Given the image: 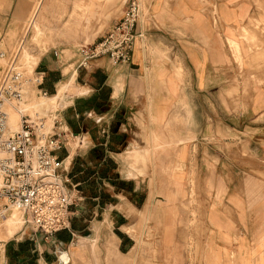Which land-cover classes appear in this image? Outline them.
I'll use <instances>...</instances> for the list:
<instances>
[{
  "label": "crops",
  "instance_id": "0c3cea01",
  "mask_svg": "<svg viewBox=\"0 0 264 264\" xmlns=\"http://www.w3.org/2000/svg\"><path fill=\"white\" fill-rule=\"evenodd\" d=\"M53 1H37L23 37L44 26ZM27 2L0 0V51H11L5 35ZM146 9L127 63L101 56L80 70L78 47L37 57L44 87L73 112L64 138L72 132L89 151L104 149L96 178L108 159L113 167L103 204L99 188L84 195L81 170L72 174L71 228L28 238L35 264H143L145 245L156 248L149 259L157 264H264V0H148ZM149 116L151 176L140 161L118 157L148 148ZM86 120L95 131L80 126ZM188 210L202 213L198 233L186 229ZM188 243L200 246L199 260Z\"/></svg>",
  "mask_w": 264,
  "mask_h": 264
},
{
  "label": "built area",
  "instance_id": "2783aa9c",
  "mask_svg": "<svg viewBox=\"0 0 264 264\" xmlns=\"http://www.w3.org/2000/svg\"><path fill=\"white\" fill-rule=\"evenodd\" d=\"M144 10L141 0H125L120 16L102 36L78 48L77 68L87 69L91 60L101 56H107L113 63L129 62L139 35L136 25L146 15ZM22 47L23 41L8 64L0 67V217L17 210L35 234L47 239L58 231L70 230L72 207L77 200L76 194L67 188L69 183L72 186L69 166L64 165L65 157L58 155L65 146V133L39 132L41 119H33L23 109L18 129L9 128L8 108H19L25 101L26 83L34 85L41 95H48L43 87V72L33 70L28 76L19 70L17 57ZM11 53L0 51V59Z\"/></svg>",
  "mask_w": 264,
  "mask_h": 264
},
{
  "label": "rangeland",
  "instance_id": "374dc122",
  "mask_svg": "<svg viewBox=\"0 0 264 264\" xmlns=\"http://www.w3.org/2000/svg\"><path fill=\"white\" fill-rule=\"evenodd\" d=\"M26 1H28L27 2L28 5H26L25 7L23 18L19 21L17 26H15V29L10 30L5 35L6 38H8V43L11 48V51L9 53L11 52L12 53L8 57L0 59V67H4L6 64H8L10 58H12L14 52L16 51V48L23 41L24 46L22 53L20 50V53L17 57V65L19 70L25 71V73H27L28 76L32 75L37 57L41 56L42 53H44L46 50L49 51L50 49L58 48V47L79 48L81 45L91 43L95 37L105 32L112 25V23L116 19H118L125 2V0H103L101 2V5H99V3L95 4L93 1L90 2L89 0H55L53 1V3L51 2V6L46 12L44 26H40L36 32H34V30L31 28L28 31L26 37H23L24 36L23 32L27 31L30 22L33 19L32 17L37 12V10L33 12V9L38 0H26ZM141 1L143 2L144 5L147 6L148 0H141ZM74 3L81 4V8L79 9V11H76L74 9V5H75ZM146 6L144 10L145 13L147 10ZM108 7L109 9H107ZM36 9H38V5ZM30 16H31L30 18L31 20L26 23V21L29 19ZM250 35L251 34L249 33L243 36L248 41L252 39ZM1 52H6L4 47H2ZM81 69L83 68H80V70ZM68 94L69 93H66V95ZM42 96L43 95L39 93L38 89L34 85L30 83H26V94L24 101V105L26 109H28L30 103L34 102L38 98L41 99ZM47 96H51V94L48 93ZM47 96H43V97H47ZM60 97L56 99L54 107L49 109L47 112H38L35 114V111H33V114H35L33 115L32 111L28 109L29 111H27V113L31 115L33 119H39V118L41 119L43 125L40 129V132L45 130V127L48 125L47 122L49 118L52 123L49 127L47 126V130H45V134L60 132L61 131L60 129H62L64 126V121L66 120L72 121L74 119L73 112H71L69 108H64L67 101L64 102L58 101ZM18 119H19V114H18ZM146 122L147 124H149V126H146ZM150 124H151V116H149L147 121H145V125L142 126L143 132L145 134L143 140L145 142V145L147 144L148 146L149 161L154 159V153L157 150L156 144L153 143L152 141L153 133L152 131H150ZM80 126H83V129L89 128L90 131L96 130L95 124L91 122V120L84 121L83 125L80 124ZM148 129L149 131H147ZM74 136H78V135L69 132V136L66 137L65 140L63 141L65 146L58 151V155L61 157H64L65 155L70 156L69 159L64 161V165L67 166L69 160L72 159L71 160L72 162L69 165V170L71 172L73 171V163H75L74 164L75 169H79L82 171L81 174L78 173L76 177L78 176L82 177L83 175H87L88 177H90V181L95 180V183L89 186L81 181L82 183L81 185H83L84 187L83 190L84 193L87 194L91 189L99 188L100 191L102 192L106 188H109V181L104 179H98L96 178L97 176L94 174L96 170L95 162L98 161V159H101V157L104 154V151H101L100 149H94V151L95 150L96 151L90 153L89 148L85 146H81L82 143L79 142L82 139L80 138L82 136L80 135V137L73 138ZM125 150H123L122 151L123 153L118 157L127 156L128 159L131 160L130 163L132 164L130 165L134 166L133 160L135 159L136 156V154L134 153L135 152L134 148H132L131 150L129 149H125ZM109 165H111V163ZM151 166L152 164L151 165L148 164L146 166L147 171H145L146 169L145 167L144 169L145 172L143 171L144 175L151 176L150 173ZM103 167L104 164L100 165L98 169L100 170ZM157 172L158 171H156L155 174L160 177L167 175L166 169L160 170L158 173ZM59 173L64 174V171L60 170ZM72 182L73 180L71 179V183ZM67 188L70 191L73 190L70 183L67 184ZM78 196L79 194L75 195L77 201H78ZM190 203H193V201H191ZM9 212H7V214H9ZM86 213H88V211H86L85 214ZM201 214L202 213L200 211L198 212H195L194 210L187 211V221H186L187 230H189L190 227H193L198 233L199 231L198 225L200 224ZM22 221L23 222L21 226L18 228L17 232L14 235L8 238L0 237V264H10L11 261L8 257L9 250L16 251L20 243H23L25 240L35 235L31 226L28 225L26 222H24V217H22ZM146 234L148 236H151L153 234L151 233L150 228H147ZM191 247L194 248L193 255L195 256V260L196 261L199 260V256L201 252L200 246L197 243L195 245L192 243H188L187 244L188 251L191 249ZM144 252L147 253V256L149 257L152 255L154 256L156 254V248L153 246L151 247L145 245ZM149 257H147L148 259L145 260L143 264H151V262L157 264L155 260L152 261L151 259H149ZM19 261L20 262L18 263H22L24 261L28 262L30 260L26 257L25 253L23 252L19 256ZM33 264H35V262ZM134 264L136 263L134 262Z\"/></svg>",
  "mask_w": 264,
  "mask_h": 264
},
{
  "label": "bare ground",
  "instance_id": "6f19581e",
  "mask_svg": "<svg viewBox=\"0 0 264 264\" xmlns=\"http://www.w3.org/2000/svg\"><path fill=\"white\" fill-rule=\"evenodd\" d=\"M249 33L250 32L248 30L243 29V33H242L243 35H246ZM58 97H59L58 95H51V96H47V97L42 96L41 99L38 98L37 100L34 99L35 101L29 104L28 109H30L32 111V114H33V111H35V114L38 112H47L49 109L54 107L55 101H56V99H58ZM21 109H23L25 111H29L28 109H26L24 102L22 103V105L19 108H15V107H9L8 108V112H9L8 124H9V128L11 131L18 129V127H19L18 114H19V118H20ZM35 114H33V115H35ZM39 114H41V113H39ZM51 123L52 122L49 118V120L47 122V124H48L47 126L49 127L51 125ZM47 126L45 127V130H47ZM45 130L44 131L41 130V131L43 133H45ZM39 132H40V129H39ZM134 151H135L134 153L136 154L135 161H140L141 166L144 167L146 165V163L148 162V154H149L148 148H144V149L134 148ZM22 217H23L22 214L20 212H18L17 210H11L9 212V214H6L5 217H3V218L0 217V220H1L0 221V237L8 238V237H11L12 235H14L23 222Z\"/></svg>",
  "mask_w": 264,
  "mask_h": 264
},
{
  "label": "trees",
  "instance_id": "16d2710c",
  "mask_svg": "<svg viewBox=\"0 0 264 264\" xmlns=\"http://www.w3.org/2000/svg\"><path fill=\"white\" fill-rule=\"evenodd\" d=\"M43 87H44V85H43ZM99 149L101 151H104V149L102 147L99 148ZM110 150H112V149H110ZM95 151L94 150H91L90 153H93ZM110 163H111V161L109 159L106 161V163H103L104 164V167L99 170V175H98V177L100 179H103V178H106L107 177L108 171L110 170L111 167H113V164L112 163H111V165H109ZM96 166H97V163H96ZM77 171H80V170L79 169H75V167L73 165V171L72 172L69 171V176L72 177V174H74ZM79 181L80 182L82 181L83 183H85L88 186L95 183V180H91L90 181V177H88L87 175H83L82 177H79ZM81 188H82L81 190H84L83 185H81ZM90 188H91V186H90ZM93 193H94V189H91L87 194L84 193V195L86 197H89V198L92 197L93 198V197H95V195H93ZM103 199H104V191L100 192V198H99V201H100L99 203L100 204H103ZM89 201L93 205L94 202L92 200H90V199H89ZM72 209H73V207H72ZM71 221H72V219H71ZM32 249H33V241L27 239L23 243H20L18 245V249H16V251L9 250V254H8L9 256L8 257H9V259L11 261L10 264H33L35 262L34 260H35L36 254H34V253L31 252ZM23 252L25 253L26 257L30 261H28V262L27 261H24L22 263H18V262H20L19 261V256Z\"/></svg>",
  "mask_w": 264,
  "mask_h": 264
}]
</instances>
